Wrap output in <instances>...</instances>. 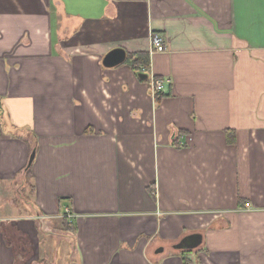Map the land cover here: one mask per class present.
<instances>
[{"label": "crops", "instance_id": "0c3cea01", "mask_svg": "<svg viewBox=\"0 0 264 264\" xmlns=\"http://www.w3.org/2000/svg\"><path fill=\"white\" fill-rule=\"evenodd\" d=\"M184 252L264 264V0H0V264Z\"/></svg>", "mask_w": 264, "mask_h": 264}, {"label": "water", "instance_id": "95a60500", "mask_svg": "<svg viewBox=\"0 0 264 264\" xmlns=\"http://www.w3.org/2000/svg\"><path fill=\"white\" fill-rule=\"evenodd\" d=\"M128 55L125 50L116 48L107 53L103 59V66L108 69H112L127 63ZM140 76V75H139ZM142 79L147 78L142 74ZM36 157V151L32 153L29 160V167L33 164ZM202 235L194 234L184 238L179 244L175 246L177 250L191 251L199 248L202 244Z\"/></svg>", "mask_w": 264, "mask_h": 264}, {"label": "built area", "instance_id": "2783aa9c", "mask_svg": "<svg viewBox=\"0 0 264 264\" xmlns=\"http://www.w3.org/2000/svg\"><path fill=\"white\" fill-rule=\"evenodd\" d=\"M150 52L152 55L166 52L165 40L162 35L157 33L152 35ZM142 71H146V68H142ZM165 87H166L165 80L157 79L155 77L149 79V90L154 98H157L159 94L164 93ZM64 217L67 218L71 224L73 223L74 216L70 210H66Z\"/></svg>", "mask_w": 264, "mask_h": 264}, {"label": "trees", "instance_id": "16d2710c", "mask_svg": "<svg viewBox=\"0 0 264 264\" xmlns=\"http://www.w3.org/2000/svg\"><path fill=\"white\" fill-rule=\"evenodd\" d=\"M148 59H149V57L146 54L130 55L128 60H127V64H130L133 67H136L139 64H148ZM140 76H142V74H140ZM228 135H229V133H228ZM28 168H30V167H28ZM27 171L29 172V170H27ZM70 225H72V224H70ZM186 255H187V253L184 252L183 253V259L185 261V264H193V262L190 259H188L186 257Z\"/></svg>", "mask_w": 264, "mask_h": 264}]
</instances>
